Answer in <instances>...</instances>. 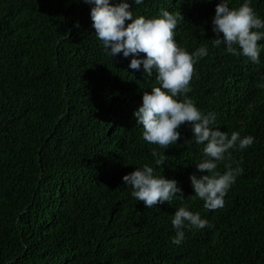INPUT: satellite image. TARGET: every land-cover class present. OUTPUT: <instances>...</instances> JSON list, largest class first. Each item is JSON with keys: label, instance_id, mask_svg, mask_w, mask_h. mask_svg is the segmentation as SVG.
I'll list each match as a JSON object with an SVG mask.
<instances>
[{"label": "trees", "instance_id": "1", "mask_svg": "<svg viewBox=\"0 0 264 264\" xmlns=\"http://www.w3.org/2000/svg\"><path fill=\"white\" fill-rule=\"evenodd\" d=\"M219 2L144 0L131 8L146 18L181 12L175 41L189 53L208 52L194 66L189 98L215 115L212 128L254 138L217 162L221 174L225 165L242 172L224 206L210 211L190 181L207 174L196 167L204 145L190 125L168 149L142 138L134 111L155 73L104 51L92 5L0 0V264H264V40L259 63L214 47ZM251 6L264 20V0ZM153 148L165 153L164 165H155ZM146 163L157 177L176 180L183 198L148 208L132 197L122 178ZM181 206L208 224L186 222L177 245L171 220Z\"/></svg>", "mask_w": 264, "mask_h": 264}, {"label": "clouds", "instance_id": "2", "mask_svg": "<svg viewBox=\"0 0 264 264\" xmlns=\"http://www.w3.org/2000/svg\"><path fill=\"white\" fill-rule=\"evenodd\" d=\"M84 2L92 5V27L104 51L111 57L121 53L125 58L131 56L129 68L138 71L142 65L147 76L151 77L155 73V85L150 92L144 91L142 105L134 111L137 125L143 129L142 138L161 149H168L181 139L178 129L182 125H190L195 142L204 145L202 154L206 157L196 164L197 170L207 173L199 177L195 174L190 176L194 198L203 200L204 208L210 211L222 208L224 197L242 169L225 165L227 170L221 174L216 171L217 162L229 158L230 150L237 146L241 150L251 146L254 138H241L236 131L229 136L225 131L212 128L210 125L215 122V115L202 114L189 98L194 66L199 59L207 56V47L189 53L175 41V29L184 20L181 12L160 9L157 16L146 18L134 15L131 10L132 3L140 5L144 0H132L131 3L129 0ZM260 29H264V20L251 6V0H244L239 7L232 8L227 0H220L216 4L212 19V31L216 36L212 39L214 47L224 45L228 53L259 63L261 45L258 42L264 40V31ZM141 54H144L143 58H140ZM258 86L264 87V84ZM190 143L191 140H185V144ZM151 156L155 158V165L165 164V153L153 148ZM122 179L125 185L132 188V197L148 208L170 203L178 193L183 198L182 189L177 186L176 180L157 177L154 168L147 163ZM186 222L200 229L208 224L199 213L189 211L186 206L179 207L171 220L176 230L172 243L179 245L183 241L182 229Z\"/></svg>", "mask_w": 264, "mask_h": 264}]
</instances>
